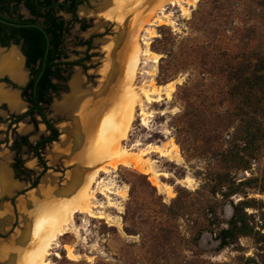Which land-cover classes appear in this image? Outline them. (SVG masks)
<instances>
[{"label": "rangeland", "instance_id": "obj_1", "mask_svg": "<svg viewBox=\"0 0 264 264\" xmlns=\"http://www.w3.org/2000/svg\"><path fill=\"white\" fill-rule=\"evenodd\" d=\"M110 1L88 0L79 7V19L89 27L86 31H83L82 23L71 25V34L66 39L67 61L84 62L82 66L70 69L69 81L63 84L67 91L54 95L46 110L48 119L61 136L42 150L49 170L35 189L31 187L43 167L25 148L22 158L27 172L18 176L13 168L15 152L11 147L17 137H28L30 143L36 145L51 133L38 116L37 128L30 122V117L19 124L12 122L13 117L30 108L21 91L29 82V70L23 67L26 82L22 85L7 73L0 76V90L10 96L16 95L18 102L26 106L24 112L17 113L11 111L9 102L0 103V163L7 162L4 172L11 182V195L0 198V208L10 209L9 221L0 227V243H7L18 233H25L22 216L31 211V200L39 196L46 179L51 181L53 192L49 197L52 200L65 197L72 191V179L81 166L73 162V156L69 158L68 152H55L54 149L65 136L70 138L64 128L71 126L73 120L61 109L74 99L75 78L77 75L81 77L80 91L93 92L95 100L115 93L118 89L115 84L105 87L107 78L101 73L102 66L111 65L113 80L122 75L121 57L126 55L137 17L153 14L138 38L143 50L144 40L149 39L150 56L141 58L134 83L141 100L135 109L128 137L122 142L123 149L142 155L149 172L131 164L118 165L116 169L108 167L110 172L101 173L93 187L94 198L89 200L93 215L75 212L70 200L63 198L68 224L52 244L46 260L48 264H264V245L261 247L251 238H242L237 245L221 250L215 237L203 229L205 221L197 208L188 221L168 218L160 206L161 200L170 205L177 199H197L186 192L194 193L202 185L199 175L205 173L208 161L202 153L212 147L216 150L229 147V136L214 143V131L218 126L215 112L228 119V134L232 135L243 112L251 114L259 110L257 102L231 96L227 80L231 69L248 66L257 57L264 58V6L261 0H130L131 10L138 1L140 4L128 13L123 25L105 18L104 11ZM161 1L163 7L154 11L152 7ZM21 13L25 18H31L24 8ZM61 15L67 22H72V16ZM147 32L154 33V36L150 37ZM113 41L115 47L109 54L105 47ZM164 52L167 55H163ZM0 54L1 63L16 56L22 58L18 46L0 50ZM7 76L10 82L6 80ZM170 84L173 87H169ZM153 86L159 93H152ZM142 88L150 91L152 99L157 102L148 101L141 92ZM192 107L201 110L202 118L177 134L174 128L178 116L185 110L191 112ZM143 119L147 122L145 125ZM262 120L264 125V118ZM69 143L74 144L73 154L80 151L81 140L74 143L69 140ZM260 146L263 149L252 161L251 171L233 172L238 179L261 176L264 141ZM247 192L249 198L256 201L255 209H250L249 214L260 229L264 228V194L256 189ZM240 199L241 196L235 201ZM42 201L45 198L40 196ZM20 202L25 205V213L19 209ZM219 214L222 219L229 220L232 209L224 204ZM261 231L264 233V229ZM198 232L203 235L195 240ZM67 247L72 249V257Z\"/></svg>", "mask_w": 264, "mask_h": 264}, {"label": "trees", "instance_id": "obj_2", "mask_svg": "<svg viewBox=\"0 0 264 264\" xmlns=\"http://www.w3.org/2000/svg\"><path fill=\"white\" fill-rule=\"evenodd\" d=\"M88 0H0V46L10 48L21 46L26 59V66L30 78L26 87L22 88V98L29 103V110L13 117V124H19L28 117L31 123L38 127L37 116L51 133L43 137L36 145L30 143L28 137H17L11 150L15 152L13 168L18 176L26 174L23 150L26 148L34 154L43 172L32 185L38 187L41 178L49 170L42 150L48 145L57 142L60 131L48 119L46 110L53 102V96L67 91L63 84L69 81V71L75 66H82L84 61L68 62L65 53L66 39L71 34V25L82 23L83 31L89 27L79 19V7ZM264 6V0H261ZM30 12L27 19L21 13V6ZM62 13L71 14L72 22H67ZM163 55H167L164 52ZM164 60V59H162ZM227 87L229 94L235 98L249 102H257L255 113L243 112L240 124L234 128L232 135L228 134L230 126L228 119H224L220 112H215L218 126L214 131V143H220L226 136L230 137L229 147L225 150H216L212 147L202 155L207 158V169L200 173L202 185L194 193L186 192L197 199H177L167 205L161 200L160 206L168 218L173 220L188 219L194 215L197 208L201 219L205 221L203 229L211 233L219 243L221 250L237 245L242 238H251L258 246L264 245V233L255 222L250 209H255L256 201L250 199L248 190L256 189L264 194V168L259 178L238 179L234 171H251L252 161L257 159L264 141V58L257 57L255 62L248 66L236 67L229 72ZM259 111L262 113L260 114ZM203 113L192 107V111H184L177 118L175 132L181 133L184 129L202 118ZM244 115V116H243ZM146 179L145 176H142ZM150 185V184H149ZM157 193V190L150 185ZM180 193V191H179ZM242 199L235 201L237 197ZM199 198V199H198ZM228 205L232 209V216L224 220L219 214L220 208ZM203 231V230H200ZM203 232L194 236L199 240Z\"/></svg>", "mask_w": 264, "mask_h": 264}, {"label": "bare ground", "instance_id": "obj_3", "mask_svg": "<svg viewBox=\"0 0 264 264\" xmlns=\"http://www.w3.org/2000/svg\"><path fill=\"white\" fill-rule=\"evenodd\" d=\"M194 1L199 2L200 0ZM139 4L138 1L135 10ZM163 5L164 2L161 1L152 8L155 11L161 9ZM130 6V0H111L104 11V16L110 22L123 25L128 13L134 11V9L131 10ZM182 11L186 13V10L183 9ZM152 15H146L143 18L141 15L137 17L134 31L127 43L126 55L121 57L123 58L121 64L124 68L122 75L113 80L111 78V65L102 66L104 68L101 73L107 78L105 87L108 88L109 85L115 84L118 88L115 93L95 100L93 92L82 93V89L80 91V84L83 81L80 79L81 77L77 75L75 78L73 85L74 99L65 104L61 109L62 111L60 110L73 120L71 126L64 128V131L70 134V138L65 136L64 141L57 145L54 150L55 152H68L69 158L71 159V156H73V162L79 163L81 169L78 168L77 174L72 179V191L65 197L55 200L50 199L49 196L53 192L51 181L50 179L44 181L43 189L38 193L39 196H32V200L30 199L33 201L31 211L22 216L23 225L26 229L25 233H18L12 241L0 243V264H48L46 257L49 256V250L52 244L62 235L64 227L68 224L67 207L63 203V198L70 200L75 212H87L93 215L89 206L90 198H94L93 187L101 173L110 172L108 167L116 169L118 165L131 164L141 171L149 172L142 155L133 154L123 149L122 142L128 137L135 109L141 100L134 83L137 79L141 58L150 56V41L149 39L144 40L145 50H143L138 38L143 27L150 23ZM151 26H153V23ZM148 34L150 37L154 36V33L150 32ZM114 47L115 42L113 41L105 48L111 54ZM155 63H158L157 59H155ZM6 73L21 85L26 82L23 76V62L18 56L12 58V60L4 59L2 63L0 62V76ZM172 85L170 84L169 87ZM153 88V94L159 93L154 86ZM141 92L148 101L157 102V100L152 99L150 91L142 88ZM17 99L16 95L10 96L0 90V102L7 101L10 103L12 112L22 113L25 111L26 106L20 104ZM146 123V120L143 119V124ZM69 140L73 143L81 140L82 145L78 153L73 154L74 144L69 143ZM174 147L177 151V146L174 145ZM10 186L9 175L3 170L0 176V198L9 192ZM40 196L44 197L45 201L40 202ZM24 206L23 203H19V209L22 213H25ZM9 210L7 207L0 208V227L9 221ZM66 250L69 256L72 257V249L67 247Z\"/></svg>", "mask_w": 264, "mask_h": 264}, {"label": "flooded vegetation", "instance_id": "obj_4", "mask_svg": "<svg viewBox=\"0 0 264 264\" xmlns=\"http://www.w3.org/2000/svg\"><path fill=\"white\" fill-rule=\"evenodd\" d=\"M22 8H24V9L28 12V14L30 15V17H31L30 12L24 7V5L21 6V10H22ZM65 14H66V15H70V16H72L71 14H67V13H65ZM23 15H24V14H23ZM61 16L64 18L63 15H61ZM72 18H73V16H72ZM64 19H65V18H64ZM18 47L20 48L21 54L23 55L21 46H18ZM5 49H7V48H5ZM22 55H21V56H22ZM21 59H22V61H23V67H25V68L28 70V68H27V66H26V59H25L24 55L22 56ZM24 63H25V66H24ZM6 75H7V74H6ZM29 78H30V74H29ZM6 80L10 82V79H9L8 76H7ZM0 89H1V87H0ZM1 90H2V89H1ZM2 102H5V101H1L0 103H2ZM1 227H2V226H1Z\"/></svg>", "mask_w": 264, "mask_h": 264}, {"label": "crops", "instance_id": "obj_5", "mask_svg": "<svg viewBox=\"0 0 264 264\" xmlns=\"http://www.w3.org/2000/svg\"><path fill=\"white\" fill-rule=\"evenodd\" d=\"M6 161H7V160H6ZM6 163H7V162L0 163V174H1L2 171L4 170V167H5ZM9 181H10V179H9ZM10 187H11V186H10ZM10 187H9V188H10ZM8 190H9V189H8ZM8 190H7V191H8ZM7 191H6V192H7ZM6 192H5V193H6ZM5 193H4V194H5Z\"/></svg>", "mask_w": 264, "mask_h": 264}, {"label": "water", "instance_id": "obj_6", "mask_svg": "<svg viewBox=\"0 0 264 264\" xmlns=\"http://www.w3.org/2000/svg\"><path fill=\"white\" fill-rule=\"evenodd\" d=\"M1 22H4L3 20L0 19ZM5 48H3L2 46H0V50H3ZM23 56V55H22ZM6 195H11V192H8Z\"/></svg>", "mask_w": 264, "mask_h": 264}]
</instances>
